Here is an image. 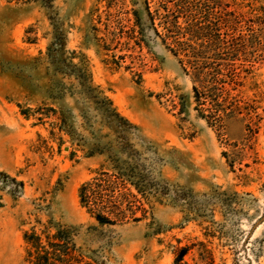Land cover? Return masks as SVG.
Returning <instances> with one entry per match:
<instances>
[{
    "label": "rangeland",
    "instance_id": "1",
    "mask_svg": "<svg viewBox=\"0 0 264 264\" xmlns=\"http://www.w3.org/2000/svg\"><path fill=\"white\" fill-rule=\"evenodd\" d=\"M44 253L264 264V0H0V264Z\"/></svg>",
    "mask_w": 264,
    "mask_h": 264
},
{
    "label": "trees",
    "instance_id": "2",
    "mask_svg": "<svg viewBox=\"0 0 264 264\" xmlns=\"http://www.w3.org/2000/svg\"><path fill=\"white\" fill-rule=\"evenodd\" d=\"M193 91L195 92V98L199 100V96L197 94V87H193ZM210 100H213L212 98ZM217 100V99H215ZM217 111L219 109H216ZM107 172L102 173V175L106 174ZM110 189V190H109ZM104 190V192H102ZM78 199L82 207L90 209V206L94 203L96 207L99 209L97 212H93L95 219L100 223H107L113 224L117 221H123L130 218V215L126 214L124 209L119 210L122 208L125 200L120 196L114 195V190L109 188L108 185H103L101 180L93 177L89 181L82 182L78 187ZM109 206L114 207L115 210H110ZM127 206V205H126ZM110 211H101L103 208H107ZM131 214V218L133 220H138L140 217L133 216ZM26 241L28 240L27 235L25 234L23 237ZM64 254H55L49 256V254H41L37 255L34 259V264H64L63 256ZM67 264V263H66ZM89 264V263H86Z\"/></svg>",
    "mask_w": 264,
    "mask_h": 264
}]
</instances>
